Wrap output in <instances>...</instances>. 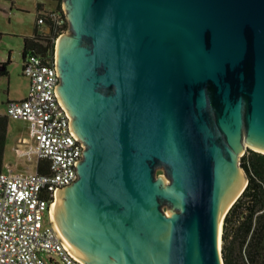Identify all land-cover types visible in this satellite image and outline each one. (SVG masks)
I'll return each instance as SVG.
<instances>
[{
	"label": "water",
	"instance_id": "95a60500",
	"mask_svg": "<svg viewBox=\"0 0 264 264\" xmlns=\"http://www.w3.org/2000/svg\"><path fill=\"white\" fill-rule=\"evenodd\" d=\"M63 5L55 90L86 146L50 205L63 245L86 264H225L241 157L264 153V0Z\"/></svg>",
	"mask_w": 264,
	"mask_h": 264
},
{
	"label": "built area",
	"instance_id": "2783aa9c",
	"mask_svg": "<svg viewBox=\"0 0 264 264\" xmlns=\"http://www.w3.org/2000/svg\"><path fill=\"white\" fill-rule=\"evenodd\" d=\"M56 1L57 6L43 5L38 12L42 29L68 24L60 0ZM22 64L29 78L28 94L9 100L6 113L36 124L34 140L20 139L14 146L17 155L33 163L34 169L15 173L7 164V170L0 171V264H86L63 245L51 223L55 190L78 178L76 163L86 147L73 133L72 118L56 94L60 82L56 49L52 54L28 48Z\"/></svg>",
	"mask_w": 264,
	"mask_h": 264
},
{
	"label": "trees",
	"instance_id": "16d2710c",
	"mask_svg": "<svg viewBox=\"0 0 264 264\" xmlns=\"http://www.w3.org/2000/svg\"><path fill=\"white\" fill-rule=\"evenodd\" d=\"M38 12L42 2H38ZM61 7V3H59ZM24 36L23 56L28 48L55 53L56 39L67 29L50 25ZM2 33L0 32V38ZM11 59L0 61V75L8 74ZM10 118L0 113V171L4 169ZM249 181L243 193L227 212L222 231V256L225 264H264V153L248 148L241 157Z\"/></svg>",
	"mask_w": 264,
	"mask_h": 264
},
{
	"label": "rangeland",
	"instance_id": "374dc122",
	"mask_svg": "<svg viewBox=\"0 0 264 264\" xmlns=\"http://www.w3.org/2000/svg\"><path fill=\"white\" fill-rule=\"evenodd\" d=\"M38 2H42V6L46 8H52L58 4L56 0H0V32L2 33L0 59L4 61L11 59L8 74L0 75V112L7 110L5 101L9 94L16 98L24 93L27 82L22 64L24 36L34 34L37 28ZM60 3L65 10L63 0H60ZM69 23L68 20V27L63 32L65 34L68 33ZM9 118L10 133L7 140L4 169L7 170V164L11 163L10 168L15 173L31 171L34 169L33 163L28 162L26 158L19 157L14 146L16 136H30L37 126L33 121ZM158 174L164 178L165 185L171 182L163 167L158 169ZM166 209L168 211L167 207Z\"/></svg>",
	"mask_w": 264,
	"mask_h": 264
},
{
	"label": "crops",
	"instance_id": "0c3cea01",
	"mask_svg": "<svg viewBox=\"0 0 264 264\" xmlns=\"http://www.w3.org/2000/svg\"><path fill=\"white\" fill-rule=\"evenodd\" d=\"M0 61H4V60H3V59H0ZM23 74H24V73H23ZM24 75H25V74H24ZM25 77H27V76L25 75ZM26 79H27V82H26V85H25L24 93H23L21 96L16 97V98L11 97L10 94H9L7 100L5 101V106L7 105V103H8L9 100H12V99H22V98H25V97L27 96V94H28V88H29V78L27 77ZM6 111H7V110H5V111H1L0 113H1V114H7ZM22 120H23V119H22ZM9 133H10V128H9V130H8V137H9ZM20 139H24V140L27 141V142H28V141L31 142V141L34 140V133H32L30 136H22V135L16 136V144H17V142H18ZM16 144H15V145H16ZM6 148H7V146H6ZM5 154H6V152H5ZM8 164H9V163H8ZM10 164H11V163H10ZM4 166H5V165H4Z\"/></svg>",
	"mask_w": 264,
	"mask_h": 264
},
{
	"label": "bare ground",
	"instance_id": "6f19581e",
	"mask_svg": "<svg viewBox=\"0 0 264 264\" xmlns=\"http://www.w3.org/2000/svg\"><path fill=\"white\" fill-rule=\"evenodd\" d=\"M249 146V145H248ZM56 201V200H55Z\"/></svg>",
	"mask_w": 264,
	"mask_h": 264
}]
</instances>
